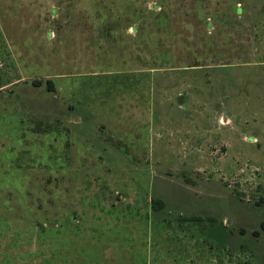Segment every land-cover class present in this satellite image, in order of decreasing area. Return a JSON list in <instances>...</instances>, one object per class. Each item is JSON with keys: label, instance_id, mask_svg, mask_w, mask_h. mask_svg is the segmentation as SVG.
Listing matches in <instances>:
<instances>
[{"label": "rangeland", "instance_id": "rangeland-1", "mask_svg": "<svg viewBox=\"0 0 264 264\" xmlns=\"http://www.w3.org/2000/svg\"><path fill=\"white\" fill-rule=\"evenodd\" d=\"M263 223L264 0H0V264H264Z\"/></svg>", "mask_w": 264, "mask_h": 264}, {"label": "trees", "instance_id": "trees-1", "mask_svg": "<svg viewBox=\"0 0 264 264\" xmlns=\"http://www.w3.org/2000/svg\"><path fill=\"white\" fill-rule=\"evenodd\" d=\"M36 84H39V82H37ZM50 84H51V83H50ZM162 206H164L163 201H161V200H155V201H154V208H155V209H158V208H160V207H162ZM262 229H264V223L262 224ZM256 235H258V233H256Z\"/></svg>", "mask_w": 264, "mask_h": 264}]
</instances>
